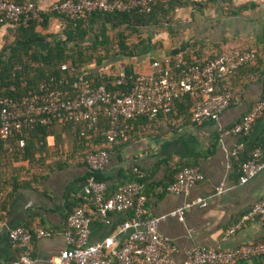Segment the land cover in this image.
I'll return each instance as SVG.
<instances>
[{
	"label": "crops",
	"instance_id": "0c3cea01",
	"mask_svg": "<svg viewBox=\"0 0 264 264\" xmlns=\"http://www.w3.org/2000/svg\"><path fill=\"white\" fill-rule=\"evenodd\" d=\"M13 1H31L41 8L47 16V26L37 23L36 31L47 36V41L64 38V20L51 13L52 7L64 0ZM171 17L170 26L166 23L160 30L153 26L145 29L143 38L147 44L139 55H114L101 66L81 71L89 77H116L120 71L137 76L151 73L155 61L175 67L179 61L204 63L226 51H256L253 63L241 67L222 84L235 97L219 121L193 123L191 99L178 103L169 115L136 119L128 135L110 149V161L98 175L106 183L108 195L127 183L141 184L147 197L145 217L167 215L199 198L209 199L205 208H189L184 222L169 217L159 225V233L176 247L174 264H181L185 253L193 248L234 250L264 242L261 220L248 223L234 235L228 234L255 203L264 199V170L248 183L240 184L242 163L256 148L264 153V116L255 122L247 137L228 133L264 98V0H218L204 8L189 4L177 8ZM16 39L10 26L0 27V52ZM41 46L46 51L47 44L38 49ZM65 64L72 67L71 61ZM57 137L58 145L55 136H49L47 149L27 160L24 153L14 150L16 143L11 142L7 152L0 149V264H13L22 253L8 235L10 229L19 226L51 233L32 241L35 264H51L68 248L65 232L73 210L78 206L88 212L94 209L84 194L90 177L86 149L69 132ZM238 143H244V149L235 157L232 151ZM135 167L142 177L134 172ZM183 167L198 168L204 179L187 193L167 192V186ZM220 186L224 192L218 194ZM130 217L131 212H124L111 213L108 223L94 219L90 242L115 236L118 245L124 244L131 231L120 233V229ZM262 261L264 258H253L243 264Z\"/></svg>",
	"mask_w": 264,
	"mask_h": 264
},
{
	"label": "built area",
	"instance_id": "2783aa9c",
	"mask_svg": "<svg viewBox=\"0 0 264 264\" xmlns=\"http://www.w3.org/2000/svg\"><path fill=\"white\" fill-rule=\"evenodd\" d=\"M172 0H64L55 4L51 13L63 15L71 20L92 12L149 14L157 5H168ZM43 12L34 2L17 3L0 0V27H28L32 21H43ZM256 58L255 53L234 50L204 63L179 61L175 67L168 62L152 63L153 71L139 74L129 89L112 91L105 85L94 86L84 72L76 77H51L41 81L20 97H0V142H7L21 131H30L37 126L54 123L84 124L87 131L93 130L99 117L109 120L107 138L115 143L119 136H125L130 121L137 117L155 119L169 114L175 101L185 95L200 96V102L192 112L191 120L200 125L206 121L217 122L230 107L235 94L231 90L218 92L217 85L236 72L240 67ZM63 69L69 65L64 64ZM118 84L126 78L120 71ZM12 90L16 91L15 87ZM264 116V98L259 100L228 133L247 137L257 120ZM84 135V134H83ZM25 146L24 140L19 147ZM244 143H238L232 155L238 157ZM111 152L101 150L87 155L90 177L84 190L85 198L94 207L88 212L76 207L69 217V228L65 232L68 248L53 259L51 264H174L176 247L173 242L159 233V225L169 217L184 222L192 206L205 208L209 199L199 198L191 204L176 208L167 215L144 218L147 197L142 185L130 182L112 195L107 194V185L96 178L109 163ZM264 170V153L260 148L251 152L249 159L241 165L240 184H246ZM134 172L142 177L135 167ZM204 176L196 167H183L166 190L173 194L187 193ZM218 194L224 187L218 188ZM131 212V217L121 226L120 233L131 231L128 240L118 245L115 236L99 242H90V225L94 219L108 223L111 213ZM264 222V199L252 208L228 231L234 235L248 223ZM10 240L22 248V253L13 264H35L32 241L35 237L51 236V233L19 226L9 230ZM253 258H264V242L249 243L234 250H216L197 247L188 250L181 264H243ZM264 264V261L256 263Z\"/></svg>",
	"mask_w": 264,
	"mask_h": 264
},
{
	"label": "trees",
	"instance_id": "16d2710c",
	"mask_svg": "<svg viewBox=\"0 0 264 264\" xmlns=\"http://www.w3.org/2000/svg\"><path fill=\"white\" fill-rule=\"evenodd\" d=\"M217 1L218 0H202L196 2L195 0H172L168 5L155 6L153 11L149 14L138 12L103 13L96 11L81 15L76 20H71L63 15L55 14L64 20V38L58 36L51 41H47V36H43L36 31L37 23H42L44 26H47V16H43L42 22L32 21L28 27L10 26L17 39L13 44H6L0 52V97H20L33 89H37L41 81L48 80L53 76L58 78L76 77L81 70L86 69L87 71L93 64L101 66L114 55L125 57L137 56L143 51V47L147 44L146 38H143L145 29L151 26L155 28H165V24L170 22L171 16L177 8L185 7L189 4L195 6L199 5V7L204 8ZM169 17H171L170 20ZM95 23L98 24L97 27L94 26ZM171 30L170 28L168 31L172 33ZM125 31H128V34H131V36H136L138 41L135 43L131 42L133 44H130L129 36L127 37V35H125ZM111 32L114 33L113 36L110 35ZM115 38L116 41L114 42ZM43 44H47L46 51L39 52L38 46ZM114 47L117 48V52L113 55L112 49ZM248 51L255 53L257 57L256 51ZM225 53L228 52H222L220 55ZM255 60L256 58L246 65L253 63ZM68 61L72 62V67L69 66L68 69H63L62 66ZM236 72L231 76L235 75ZM125 74L126 78L119 84H113L118 82V76L105 77L96 74L89 75L91 83L94 86L105 85L112 91L123 92L129 89L133 80L136 78V75H133L129 71ZM226 79L218 83V92L229 90L222 86ZM12 87H15L16 91L12 90ZM190 99L194 103L191 110L192 116L193 109L201 100L200 96H183L175 101L172 111L169 114L173 112L178 103ZM139 118L149 119V117L144 116L137 117L130 121V128L133 121ZM108 129L109 120L105 116L99 117L94 129L89 131H87L84 124L54 123L50 126H37L33 130L21 131L18 133L7 142L8 147L6 149L4 148L5 143L0 142V149L7 152V150L10 149V143H16L17 146L14 150L18 153H24V157L27 160L28 157H32L35 153L39 152L42 154L45 149H47L49 136H55L56 145H58L60 138L57 137V135H61L63 132H69L75 137L77 143L86 149L87 156L91 152H98L101 150L110 151L119 140L128 135L127 132L125 136H119L115 143H109L107 138ZM130 130L131 129H129V132ZM21 140L25 142L23 148L19 147V142ZM97 142H99L100 145H97ZM98 175L99 173L96 174V178L102 181ZM144 218L147 217L144 215Z\"/></svg>",
	"mask_w": 264,
	"mask_h": 264
},
{
	"label": "rangeland",
	"instance_id": "374dc122",
	"mask_svg": "<svg viewBox=\"0 0 264 264\" xmlns=\"http://www.w3.org/2000/svg\"><path fill=\"white\" fill-rule=\"evenodd\" d=\"M169 20H170V18H169ZM171 20H172V19H171ZM171 20H170V22H171ZM170 22H169V23H170ZM169 23H168V24H169ZM169 26H170V24H169ZM148 29H150V28H148ZM148 29H147V30H148ZM157 29H158V28H157ZM158 30H160V29H158ZM128 33H129L128 31H125V35H127V37L129 36L130 44L135 43V42L138 40V38H137L136 36H131V34L129 35ZM110 35L113 36L114 33L111 32ZM115 41H116V38L114 39V42H115ZM114 42H113V43H114ZM131 42H133V43H131ZM114 46H115V43H114ZM39 47H40V46H39ZM38 50H39V52H43L45 49L41 46V48L38 49ZM115 52H117V48L114 47V48L112 49V53H113V55L115 54ZM93 66H94V67H97V65H95V64H93ZM90 67H91V66H90Z\"/></svg>",
	"mask_w": 264,
	"mask_h": 264
}]
</instances>
